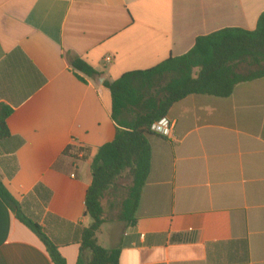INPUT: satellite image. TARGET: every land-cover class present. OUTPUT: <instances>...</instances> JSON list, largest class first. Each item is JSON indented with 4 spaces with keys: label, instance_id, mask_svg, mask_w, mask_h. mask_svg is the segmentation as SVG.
<instances>
[{
    "label": "crops",
    "instance_id": "crops-1",
    "mask_svg": "<svg viewBox=\"0 0 264 264\" xmlns=\"http://www.w3.org/2000/svg\"><path fill=\"white\" fill-rule=\"evenodd\" d=\"M262 13L264 0H0V108L11 111L0 179L67 264L91 224L92 160L116 133L104 84L199 37L254 31ZM68 53L99 77L73 71ZM166 118L171 136L149 137L136 222L102 246L119 248L118 264H264V77L226 98L188 96ZM0 264H53L1 199Z\"/></svg>",
    "mask_w": 264,
    "mask_h": 264
},
{
    "label": "trees",
    "instance_id": "trees-1",
    "mask_svg": "<svg viewBox=\"0 0 264 264\" xmlns=\"http://www.w3.org/2000/svg\"><path fill=\"white\" fill-rule=\"evenodd\" d=\"M70 68L88 78L99 75L77 56L67 54ZM264 77V13L254 31L224 29L199 37L185 55L168 58L155 67L123 74L104 84L111 96L110 116L116 125L112 142L100 147L90 168L92 182L85 194V215L91 220L82 230L76 264H118L119 248L105 249L97 236L106 223L102 201L115 181L128 171L131 185L120 204L118 222L133 226L142 188L150 171L149 137L154 122L191 95L229 97L236 85ZM11 111L0 108V142L10 138L6 119ZM73 148H68V150ZM80 150H77V154ZM42 187L35 188L37 193ZM0 199L16 219L46 248L53 264H67L41 226L27 216L0 179ZM87 254V255H86Z\"/></svg>",
    "mask_w": 264,
    "mask_h": 264
},
{
    "label": "rangeland",
    "instance_id": "rangeland-1",
    "mask_svg": "<svg viewBox=\"0 0 264 264\" xmlns=\"http://www.w3.org/2000/svg\"><path fill=\"white\" fill-rule=\"evenodd\" d=\"M131 185V176L128 171H125L114 183L112 189L106 194L102 201V207L104 209L105 226L104 230L98 235L99 243L105 247L108 243H105V237L108 232L113 230L114 226H121L123 223L118 222V216L120 212V204L123 200L127 188Z\"/></svg>",
    "mask_w": 264,
    "mask_h": 264
},
{
    "label": "built area",
    "instance_id": "built-area-1",
    "mask_svg": "<svg viewBox=\"0 0 264 264\" xmlns=\"http://www.w3.org/2000/svg\"><path fill=\"white\" fill-rule=\"evenodd\" d=\"M112 59V56H107L104 61L106 62V64H110L112 62ZM172 130L173 122L166 117L158 120L157 122H154L150 129L152 134L167 138L171 136ZM79 156H82V152H80Z\"/></svg>",
    "mask_w": 264,
    "mask_h": 264
}]
</instances>
